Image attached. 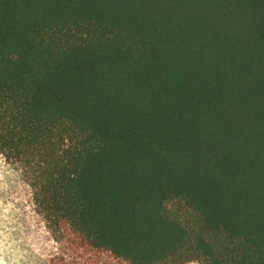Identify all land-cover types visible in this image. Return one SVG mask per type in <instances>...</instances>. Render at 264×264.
<instances>
[{"label": "trees", "instance_id": "1", "mask_svg": "<svg viewBox=\"0 0 264 264\" xmlns=\"http://www.w3.org/2000/svg\"><path fill=\"white\" fill-rule=\"evenodd\" d=\"M0 155L48 264H264V0H0Z\"/></svg>", "mask_w": 264, "mask_h": 264}, {"label": "rangeland", "instance_id": "2", "mask_svg": "<svg viewBox=\"0 0 264 264\" xmlns=\"http://www.w3.org/2000/svg\"><path fill=\"white\" fill-rule=\"evenodd\" d=\"M32 192L23 171L0 155V264H48L58 251L34 211ZM167 211L189 229L202 227L200 217L181 201L169 203ZM182 264L205 263L197 259Z\"/></svg>", "mask_w": 264, "mask_h": 264}]
</instances>
